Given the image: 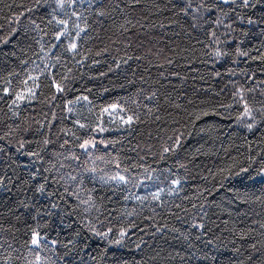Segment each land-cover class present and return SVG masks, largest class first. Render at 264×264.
Wrapping results in <instances>:
<instances>
[{
    "label": "trees",
    "instance_id": "trees-1",
    "mask_svg": "<svg viewBox=\"0 0 264 264\" xmlns=\"http://www.w3.org/2000/svg\"><path fill=\"white\" fill-rule=\"evenodd\" d=\"M262 169L264 0H0V264H264Z\"/></svg>",
    "mask_w": 264,
    "mask_h": 264
},
{
    "label": "snow or ice",
    "instance_id": "snow-or-ice-1",
    "mask_svg": "<svg viewBox=\"0 0 264 264\" xmlns=\"http://www.w3.org/2000/svg\"><path fill=\"white\" fill-rule=\"evenodd\" d=\"M226 2H227V0H226ZM70 3H75V0H70ZM57 4H58L59 6H61V7H63L64 4H65V0H57ZM243 5H244V6H249V0H243ZM190 7H191V4L188 5V8H190ZM185 11H187V8L185 9ZM73 15H75V16H77V17L80 16V14H79V13H76V12H74ZM98 15L102 17V16L105 15V13H104L103 11H100V12L98 13ZM251 22H252V21L250 20L249 23H251ZM58 23L61 24V25H66V24H67V20H60V21H58ZM33 25H34L35 28L39 29V25L35 24V21H33ZM85 26H87V22H86V21H85ZM85 31H86V27H85V28H81V27H79V24H77V32H76V36H77V37H80L81 32H85ZM67 35H70V34H68V33H67V30L65 29L63 32H57V33L55 34V39H56L57 41H61V42H62V37L67 36ZM77 47H78V44H77V42H76L75 40H73L72 42H70V43L68 44V49H69V50H76ZM216 54H217V55H220L219 52H217ZM244 55H246V53H244ZM169 62H170V61H169ZM58 88H59V86H58ZM4 91L7 92L8 89L6 88V89H4ZM18 99H23V96L18 95ZM85 99H86V98H85ZM111 107H112V108H116L117 105L113 104V105H111ZM245 114L250 116V112H249V110L247 109V106H245ZM134 119H138V117H135L134 115H129V116L127 117L125 123H127V124H131L132 121H133ZM253 119H254V118H253ZM82 127H83V126H82ZM247 127H248L249 129H251V128L253 127V124H252V123H249V124L247 125ZM101 131H103V129H101ZM45 143H47V141H45ZM90 144H92V141H91V140H88V139H85V140L83 141V143H81V144L79 145V147H80L81 149H87L88 146H89ZM177 144H179V141H177ZM21 146H23V144H21ZM164 151H169V149H168V148H165ZM74 158H75V159H79V157H74ZM84 171H85V172H88V171L95 172L96 169H95V168H92V169L85 168ZM241 171L244 172V173H247V169H241ZM262 174H264V169H262ZM62 179H63V177H62ZM69 179H70L71 181H75L77 178H76L75 176H71V177H69ZM109 179L115 181L117 184H120V183H128V182H129V178L126 177V176H124V175H121L119 172H116L114 175H112L111 177H109ZM81 182H82V180H81ZM171 183H172L173 185H177V184L180 183V181H179V180H172ZM160 191H162V189H161V190H158L156 193L152 194V198H153L154 200H159V198H160V197H159V192H160ZM85 203H87V201H85ZM201 227H202V225H201ZM91 231H92L96 236H99L101 239H106V240L108 241L109 244H120L121 240H123V239L125 238V235H126V233L124 232V230H121V232H120V234H119V238L113 240V239H111V238L109 237V233L111 232V229H108V231H106V232H100V231H97L95 228H91ZM30 235H31L30 244H31L33 247L29 248V251H30V252H35V253H36V257H35V259H36L37 262H39L40 259H41V257H40V255H39V251H38V249H39V250H43V248H45V247L48 246L49 241H47L45 238H43V237L41 236V233H40L39 231L35 230V229H33V230L31 231ZM77 235H78V234H77ZM50 243H51L52 245H55V244L57 243V241H56V240H51ZM73 244H75V240H73V239H69V240L67 241V243H66L64 246L67 247L68 245H73ZM252 247H255V246L253 245ZM49 250H51V249H49Z\"/></svg>",
    "mask_w": 264,
    "mask_h": 264
},
{
    "label": "bare ground",
    "instance_id": "bare-ground-1",
    "mask_svg": "<svg viewBox=\"0 0 264 264\" xmlns=\"http://www.w3.org/2000/svg\"><path fill=\"white\" fill-rule=\"evenodd\" d=\"M129 178V177H128Z\"/></svg>",
    "mask_w": 264,
    "mask_h": 264
}]
</instances>
